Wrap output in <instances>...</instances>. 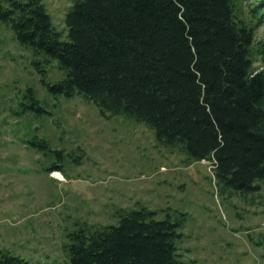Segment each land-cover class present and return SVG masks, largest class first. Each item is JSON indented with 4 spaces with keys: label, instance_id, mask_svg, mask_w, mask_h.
<instances>
[{
    "label": "trees",
    "instance_id": "1",
    "mask_svg": "<svg viewBox=\"0 0 264 264\" xmlns=\"http://www.w3.org/2000/svg\"><path fill=\"white\" fill-rule=\"evenodd\" d=\"M236 1L73 0L67 40L43 0H0V22L32 52L49 95H79L103 118L143 124L185 165L210 161L221 191L250 194L264 186V0L249 1L245 17ZM54 60L64 77L48 82ZM20 105L51 114L33 88ZM24 143L54 159L47 175L63 172L62 149L37 135ZM160 211L122 208L116 224L80 227L58 264H194L177 245L185 213ZM0 264L35 263L0 249Z\"/></svg>",
    "mask_w": 264,
    "mask_h": 264
},
{
    "label": "rangeland",
    "instance_id": "2",
    "mask_svg": "<svg viewBox=\"0 0 264 264\" xmlns=\"http://www.w3.org/2000/svg\"><path fill=\"white\" fill-rule=\"evenodd\" d=\"M249 1H236L239 16L248 15ZM43 2L67 40L73 0ZM263 35L260 26L256 39ZM32 59L0 22V249L31 263L58 264L68 261L69 233L116 224L119 209L147 206L157 218L165 217L160 210L185 213L177 245L186 261L264 264V186L250 194L221 191L210 161L187 166L179 152L156 147L145 125L103 118L79 95H49ZM63 77L55 60L46 67V81ZM27 88L50 116L22 109ZM33 135L64 151L61 178L44 171L53 158L24 143Z\"/></svg>",
    "mask_w": 264,
    "mask_h": 264
},
{
    "label": "bare ground",
    "instance_id": "3",
    "mask_svg": "<svg viewBox=\"0 0 264 264\" xmlns=\"http://www.w3.org/2000/svg\"><path fill=\"white\" fill-rule=\"evenodd\" d=\"M53 175H55V176H57V177H59V178H61V177H62V175H61V174H59V172H57V171H55V172L53 173Z\"/></svg>",
    "mask_w": 264,
    "mask_h": 264
},
{
    "label": "crops",
    "instance_id": "4",
    "mask_svg": "<svg viewBox=\"0 0 264 264\" xmlns=\"http://www.w3.org/2000/svg\"><path fill=\"white\" fill-rule=\"evenodd\" d=\"M59 174H61V173L59 172Z\"/></svg>",
    "mask_w": 264,
    "mask_h": 264
}]
</instances>
